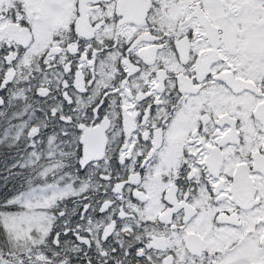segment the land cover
<instances>
[{"label":"snow or ice","instance_id":"snow-or-ice-1","mask_svg":"<svg viewBox=\"0 0 264 264\" xmlns=\"http://www.w3.org/2000/svg\"><path fill=\"white\" fill-rule=\"evenodd\" d=\"M0 264H264V0H0Z\"/></svg>","mask_w":264,"mask_h":264}]
</instances>
